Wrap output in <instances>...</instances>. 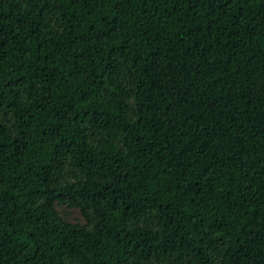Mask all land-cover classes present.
Here are the masks:
<instances>
[{
  "label": "trees",
  "instance_id": "1",
  "mask_svg": "<svg viewBox=\"0 0 264 264\" xmlns=\"http://www.w3.org/2000/svg\"><path fill=\"white\" fill-rule=\"evenodd\" d=\"M0 264H264V0H0Z\"/></svg>",
  "mask_w": 264,
  "mask_h": 264
},
{
  "label": "rangeland",
  "instance_id": "2",
  "mask_svg": "<svg viewBox=\"0 0 264 264\" xmlns=\"http://www.w3.org/2000/svg\"><path fill=\"white\" fill-rule=\"evenodd\" d=\"M68 220L70 222H76L77 220H83V218H81V214L78 210H75V211H72L70 214H69V217H68Z\"/></svg>",
  "mask_w": 264,
  "mask_h": 264
}]
</instances>
